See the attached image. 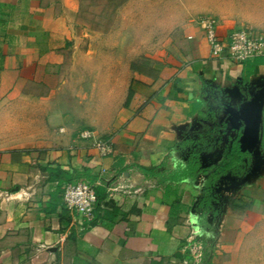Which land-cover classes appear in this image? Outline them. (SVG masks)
I'll list each match as a JSON object with an SVG mask.
<instances>
[{"label":"crops","instance_id":"0c3cea01","mask_svg":"<svg viewBox=\"0 0 264 264\" xmlns=\"http://www.w3.org/2000/svg\"><path fill=\"white\" fill-rule=\"evenodd\" d=\"M103 2L95 12V0H0V264H183L195 236L203 264L211 242L209 264H264V164L204 209L202 180L174 168L185 126L203 120L192 74L199 91L201 80H264L263 57L249 77L215 57L199 20L220 19L222 37L264 30V0ZM209 4L216 15H201ZM145 53L152 70L137 64ZM90 102L98 120L80 109ZM86 129L113 152L101 156ZM82 179L99 182L85 224L63 198Z\"/></svg>","mask_w":264,"mask_h":264},{"label":"flooded vegetation","instance_id":"af4514ba","mask_svg":"<svg viewBox=\"0 0 264 264\" xmlns=\"http://www.w3.org/2000/svg\"><path fill=\"white\" fill-rule=\"evenodd\" d=\"M205 85L203 120L184 132L188 133L199 156L190 155L189 160H182L181 164L194 181L202 180L203 197L199 201L202 209L210 204L212 197L220 199L222 204L223 190L238 187L256 167L253 157L256 147L250 148L252 145L248 143L249 148L244 150L241 142L245 128L243 110L251 100V90L244 80L238 81L232 89L207 82ZM261 151L264 156V142ZM213 153L214 156H210ZM221 204L217 208L221 209Z\"/></svg>","mask_w":264,"mask_h":264},{"label":"built area","instance_id":"2783aa9c","mask_svg":"<svg viewBox=\"0 0 264 264\" xmlns=\"http://www.w3.org/2000/svg\"><path fill=\"white\" fill-rule=\"evenodd\" d=\"M199 22L206 30V35L215 57L227 56L230 60L242 63L258 57L264 58V30L250 26H239L228 36L222 37L219 32V20L214 16H203ZM80 137L87 140L96 148L101 156H108L113 152L110 140L101 138L95 131L83 130ZM99 182L85 179L69 182L64 186L63 198L66 208L71 211L81 223L90 222L94 218V211L98 202L97 188ZM188 249L192 260L183 264H203V244L197 236L188 241Z\"/></svg>","mask_w":264,"mask_h":264},{"label":"rangeland","instance_id":"374dc122","mask_svg":"<svg viewBox=\"0 0 264 264\" xmlns=\"http://www.w3.org/2000/svg\"><path fill=\"white\" fill-rule=\"evenodd\" d=\"M95 2H96V4H95V6H94V8L95 9H93V10H95V12H99L103 7H104V2H103V0H95ZM214 8V6L213 5H211V4H209L208 6H207V8H206V10L205 11H203L202 13H200L201 15L202 14H213V15H216V13H214V11L212 10ZM218 16V15H217ZM220 20V19H219ZM241 24V23H240ZM239 26H248V25H238V26H236V28L237 27H239ZM229 35V34H228ZM228 35H226V36H228ZM181 38V37H180ZM182 40V39H181ZM178 44L179 45H183L184 46V44H183V42L182 41H180L179 40V42H178ZM181 49V48H180ZM183 49H187V48H182V50ZM152 55H154V53H145V54H142V55H139V57L137 58V64H138V66H141V67H143V68H145V69H151L152 70V68H151V63L153 62V58H152ZM223 58H228L227 56H225L224 55V57ZM229 59V58H228ZM232 61V60H231ZM234 62V61H233ZM243 63V62H242ZM192 75H194L195 77H196V79H197V81H196V85H195V89H196V91H197V93H199L198 95H196V91H195V93H194V96H193V98H194V100H197L198 102H199V100H203L204 99V96H205V89H206V85H205V81H203V80H201V82H202V90L201 91H199L198 90V83L199 84H201L200 83V75L198 74V72H195L194 74H192ZM188 76H190V74H188ZM187 76V77H188ZM184 81V83L183 84H181V86H182V88H183V92H182V96H184V97H182V98H185V96H186V94L189 92L187 89H188V87H189V84H188V82H187V80H183ZM198 82V83H197ZM187 84V85H186ZM188 92H187V91ZM189 94V93H188ZM177 96H178V94H177ZM181 96V95H180ZM188 100V99H187ZM186 100V101H187ZM177 101H179L178 99H177ZM175 102V101H173L175 104L173 105V107L175 108L176 106H178V105H180L178 102ZM189 101V100H188ZM170 108H172V107H170ZM80 109L81 110H84V113H86V114H88V112H90L91 113V115H96V118H97V120H98V112H101L102 110H101V108H99V107H97V102H90V105H88V104H86L85 106L83 105L82 107H80ZM192 124V123H191ZM190 125H186L185 127H187V130L185 129V131L184 132H189L190 130H192V129H190V127H189ZM183 132V133H184ZM180 139H181V144L183 145V147H182V150L179 152V151H177V153H176V157H175V161H176V165H175V167L174 168H177V171H178V169L179 168H181V164H182V160H189V157H190V155H194V157H197V156H199V153H195V151H194V148L192 147V143H191V141H190V139H189V137H188V133H184V134H182L181 133V136H180ZM221 154V153H220ZM196 155V156H195ZM210 156H214V153L213 154H210ZM198 158V157H197ZM194 159H196V158H194ZM180 170V169H179ZM186 260H192V256L191 255H189L188 257H187V259Z\"/></svg>","mask_w":264,"mask_h":264},{"label":"water","instance_id":"95a60500","mask_svg":"<svg viewBox=\"0 0 264 264\" xmlns=\"http://www.w3.org/2000/svg\"><path fill=\"white\" fill-rule=\"evenodd\" d=\"M250 94L251 100L243 110L242 118L245 128L241 142L244 150L249 148L246 146L248 143L252 145L250 148L256 147L253 157L257 164L262 165L264 164V156L261 151L264 142V80L259 82L255 90L251 89ZM230 120L232 119L230 118Z\"/></svg>","mask_w":264,"mask_h":264},{"label":"trees","instance_id":"16d2710c","mask_svg":"<svg viewBox=\"0 0 264 264\" xmlns=\"http://www.w3.org/2000/svg\"><path fill=\"white\" fill-rule=\"evenodd\" d=\"M258 58H255L253 60H247V61L243 62V67H244V72H245L246 77L251 76L254 73V71H255L256 65L261 62V60H259ZM131 95H132V90L130 92L129 99L131 98ZM192 168L193 167H191V169ZM50 172H55L58 176H60L59 174H61V176L65 177L68 181L72 180V176H70L67 172H64L60 168H56V169L50 168ZM181 172L183 174H185V175H188L186 170H181ZM179 174H180L179 171L176 172L177 176ZM97 194H98V188H97ZM98 198H99V196H98ZM205 246H206V250H205L206 261L205 262H206V264H209V259H210V255H211L212 249L214 247V243L213 242L206 243Z\"/></svg>","mask_w":264,"mask_h":264}]
</instances>
